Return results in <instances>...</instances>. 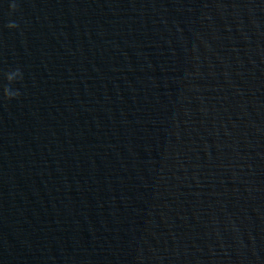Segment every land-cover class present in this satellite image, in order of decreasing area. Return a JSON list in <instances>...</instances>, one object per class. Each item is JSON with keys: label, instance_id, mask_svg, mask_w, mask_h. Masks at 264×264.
<instances>
[{"label": "water", "instance_id": "95a60500", "mask_svg": "<svg viewBox=\"0 0 264 264\" xmlns=\"http://www.w3.org/2000/svg\"><path fill=\"white\" fill-rule=\"evenodd\" d=\"M0 264H177L100 0H0Z\"/></svg>", "mask_w": 264, "mask_h": 264}]
</instances>
